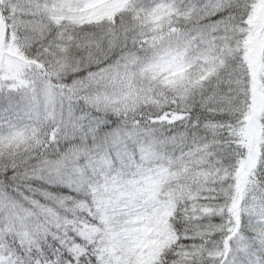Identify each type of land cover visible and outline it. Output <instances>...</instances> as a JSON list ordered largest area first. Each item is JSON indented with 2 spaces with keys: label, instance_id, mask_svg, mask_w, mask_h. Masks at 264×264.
I'll return each instance as SVG.
<instances>
[{
  "label": "snow or ice",
  "instance_id": "snow-or-ice-1",
  "mask_svg": "<svg viewBox=\"0 0 264 264\" xmlns=\"http://www.w3.org/2000/svg\"><path fill=\"white\" fill-rule=\"evenodd\" d=\"M0 264H264V0H0Z\"/></svg>",
  "mask_w": 264,
  "mask_h": 264
}]
</instances>
